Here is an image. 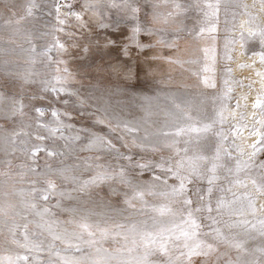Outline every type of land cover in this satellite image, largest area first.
<instances>
[{"label":"snow or ice","instance_id":"6c2138e0","mask_svg":"<svg viewBox=\"0 0 264 264\" xmlns=\"http://www.w3.org/2000/svg\"><path fill=\"white\" fill-rule=\"evenodd\" d=\"M220 4L221 0H214L205 7L218 13ZM260 4L264 10V0ZM62 6L71 8L70 4L57 3L56 15L61 25L69 15L79 18V13L69 11L61 19ZM38 7L37 0H27L24 15L15 24L19 26L27 21ZM101 7L119 8L133 16L139 11L137 0H83L85 12L96 14ZM161 7L178 10L181 6L175 0H156L151 18H146L143 29L134 30L133 38L141 30L151 34L156 24L168 23L175 15V11H168L162 16ZM243 7L246 9L247 5ZM5 24L11 25L12 21ZM47 34L37 36L31 30L21 31L20 27L12 32L13 37L20 36L29 45L27 51L45 59L51 48L45 45L40 50L35 41ZM257 34L264 43V28L258 33L248 30L250 37ZM240 39H244L243 34ZM9 43L15 40L10 39ZM53 47L63 49L64 45L56 41ZM9 53L8 48L0 47V72L11 80L16 73L11 70ZM260 63L264 67V54L260 55ZM110 71L118 77L123 75L125 80L132 79L131 68L125 71L122 65H112ZM256 75L264 81V71ZM73 79L57 78L56 84L47 87L52 92H64L69 97L63 100L64 105L80 109L81 118L95 117L94 123L105 125L108 131L97 134L88 128L74 129L62 119L70 118L67 109L63 113L55 108L51 110L52 119L41 126L48 128L53 136L59 134L65 141L64 150L35 148L31 150L32 156L44 151L49 157L64 159L55 168L46 163L43 170L29 163L25 166L27 173L17 172L19 182L27 181L28 187L0 193V234L6 230L11 239L4 243L25 252L21 255L8 249L6 257L0 256V264H32L35 257L31 253L43 250L50 257L45 264H113V261L117 264H264V159L258 158L264 153V88L254 97L253 111L248 116L238 111L242 107L239 100L234 109L228 108L226 101L231 91L228 88L216 98L217 107L211 113L203 109L202 102L179 95L165 96L163 102L159 97L142 96L143 115L124 120L103 97L96 98L99 103L95 112H89L93 98L68 87ZM4 87L0 84V89ZM35 111L41 116L45 112L43 108ZM226 111L237 121L230 128L233 148L224 147L229 136L216 129L217 124L222 125L228 119ZM18 115H23V106L17 97L0 90V120L15 123ZM67 131L77 134L65 135ZM124 134H132V145L141 151L160 153L167 149L170 155H161L158 160L142 158L133 163V156L121 153L114 142V138L125 141ZM18 138L19 134L14 133L9 145L14 146ZM237 138L247 143L250 150L236 144ZM85 140L87 143L80 151L95 149L97 154L92 158H82L76 150L77 143ZM123 146L129 147L127 142ZM105 149L109 155L128 161L130 166L109 163L102 154ZM4 167L8 171H0V176H10L11 162H5ZM148 171L152 172L151 178L142 180L140 177ZM103 185L108 186L110 195L122 196L126 208L121 209L110 201H93V195H98L96 189ZM53 196L56 202L48 206ZM16 198L18 204L13 202ZM129 209L142 218L125 215ZM60 213H66L68 218L60 219ZM203 227L209 231H202ZM45 233L51 238L47 248L45 241L39 239ZM116 238L123 240L122 248L110 251L104 247L105 241ZM4 243H0V249ZM117 253L126 254L127 259H118ZM53 256L55 259H51Z\"/></svg>","mask_w":264,"mask_h":264},{"label":"rangeland","instance_id":"374dc122","mask_svg":"<svg viewBox=\"0 0 264 264\" xmlns=\"http://www.w3.org/2000/svg\"><path fill=\"white\" fill-rule=\"evenodd\" d=\"M37 2L39 7L34 10V15L18 26L15 21L24 15L27 0H0V47L10 50L8 59L11 70L16 73L13 79L8 80L5 79L4 73L0 72V84L6 85L0 90L7 91L10 95L14 94L23 106V115H18L15 123L0 120L2 125L0 171H8L4 167L5 162H11L12 166L10 176H0V193H10L13 189L28 187L27 181L19 182L17 172L22 170L27 173L25 166L29 163H33V166L39 165L43 170L46 163L52 164L55 168L59 165V161L64 159L60 156L49 157L44 151H37L35 156H32L31 152L35 148H48L56 152L64 150L65 141L59 138V134L53 136L48 128L41 126L48 124L52 119L53 108L61 113L67 109L70 118L62 117V119L65 124H72L74 129L88 128L97 134L108 131L105 125L94 123L95 117L81 118L80 109L73 110L71 105H64L63 100L69 99L64 92L56 93L48 89L49 84H56L57 78L73 77L74 79L67 86L79 89L83 96L93 98L90 101L92 107L88 109L89 112H95L99 103L96 98L103 97L109 101L115 114L124 120L138 119L143 115L142 105L145 101L141 99L142 96L159 97L163 102L165 96L179 95L196 102L195 97L190 96L188 92V76L196 79V87L207 89L209 101L212 102V98L216 99L223 95L228 88H231V91L226 104L229 105L233 101L235 80L231 76L230 59L234 42L238 39L236 23L240 12L245 9L244 0H221L218 13L205 7L207 2L214 0H175L181 6L178 10L171 7L159 9L162 16L168 11H175V15L168 23L156 24L151 34L144 30L136 32L134 38V30L137 27L143 29L146 26V18H151L156 0H137L139 11L135 16L130 12L126 13L122 9L111 7H101L96 14L85 12L82 8L83 0H37ZM57 3L70 4L71 8L66 7V13L75 11L80 14L79 18L69 15L61 25L56 15ZM64 14L61 13V19H64ZM9 20L12 24L6 25L5 21ZM16 27H20L21 31L31 30L37 36L48 33L35 41L40 50H43L45 45L51 48L47 59L27 51L29 45L22 37L12 36ZM262 28L264 27L258 25L254 31L258 33ZM10 39H14L15 43H9ZM56 41L63 44L64 48L53 47ZM242 42L246 52L258 50L260 55L264 54V43L261 42L259 34L244 36ZM33 60L36 62L32 63ZM112 65H122L125 71L131 68L132 79L125 80L123 75L118 77L112 73L110 71ZM28 73L32 75L27 76ZM26 76L28 82H25ZM56 86L59 87L58 84ZM215 107H217L216 103H208L205 111L211 113ZM36 108H43L44 115L37 113ZM229 126L226 121L222 125H216L217 130L229 136L224 142L225 148H233L228 132ZM14 133H18L19 138L16 144L11 146L9 139ZM76 134V131L65 132V135ZM81 135L83 136L82 133ZM124 135L125 141L114 138V142L121 153L133 156V163L141 161L142 158L158 160L161 155H170L167 149L160 153L141 151L132 145V134ZM211 135L209 133L210 137ZM125 142L129 147L123 146ZM86 143V140L83 143L78 142L75 146L76 150L80 157L92 158L97 154L95 149L80 151ZM6 149H8L7 154ZM102 154L114 166H130L128 161L120 160L114 154L109 155L107 149L103 150ZM258 158L264 159V153ZM151 175L152 172L148 171L140 178L146 181ZM96 193L98 195H93V201H110L121 209L126 208L122 202L123 197L110 195L107 185L96 189ZM56 199L53 196L48 206L55 204ZM13 202L18 204V198ZM65 203L74 204L68 201ZM54 211L59 210L54 209ZM125 215L132 219L142 218L130 209ZM59 218L67 219L68 215L60 213ZM121 222L128 221L121 220ZM207 223L205 221V224ZM33 230L39 232L34 226ZM202 231L206 232L209 229L203 227ZM10 239L6 230L0 234V243ZM39 239L45 241L47 248V243L51 239L47 233L39 236ZM123 243L121 238L109 239L104 242V247L114 251L122 248ZM57 246H59L58 242ZM8 249L19 251L21 255L25 254L15 245L4 243V248L0 249V256L6 257L9 254ZM31 255L35 257L32 264H45L50 258L47 250L34 251ZM116 255L118 259H127L126 254ZM113 264H117V261H113Z\"/></svg>","mask_w":264,"mask_h":264},{"label":"bare ground","instance_id":"6f19581e","mask_svg":"<svg viewBox=\"0 0 264 264\" xmlns=\"http://www.w3.org/2000/svg\"><path fill=\"white\" fill-rule=\"evenodd\" d=\"M60 5H65L64 3ZM244 5H247V8L240 12L237 18V40L235 46L233 47L230 59V70L231 76L235 80V84L233 86V101L228 105L229 109H234L237 100L240 101L242 107L238 110L243 112L246 116L250 115L253 109H251V104L254 102V97L257 94L261 93V89L264 88V81L260 76L256 75L258 71H264V67L261 66L260 63V54L258 50H249L246 52L241 45H243L242 40L240 39L241 34L243 36L248 35V30H255L256 26L261 25L264 27V10L261 8L260 0H244ZM61 13H66V7L62 6L60 8ZM75 12V11H72ZM249 16V20H248ZM251 21L255 22L252 23ZM243 25V27H241ZM232 79V78H231ZM196 79L194 77L188 76L187 88L190 96H194L196 102L201 103L202 107L205 110V106L208 103L214 104L215 98H212V102L208 100V91L204 87H196ZM243 85V87H241ZM251 85V88L248 87ZM231 86V87H232ZM231 89V88H230ZM247 96V99H243V97ZM243 105H248V107H243ZM259 112V109L256 110ZM226 123L229 126L228 132H230V136L233 143V134L230 131V128L237 121L232 120L229 111L225 112ZM227 132V131H226ZM246 136L247 133H244ZM236 144H239L243 149L249 151L247 143H241V141L237 138Z\"/></svg>","mask_w":264,"mask_h":264}]
</instances>
